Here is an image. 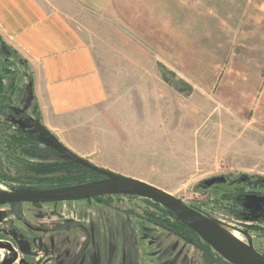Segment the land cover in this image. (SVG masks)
<instances>
[{"label":"rangeland","instance_id":"obj_1","mask_svg":"<svg viewBox=\"0 0 264 264\" xmlns=\"http://www.w3.org/2000/svg\"><path fill=\"white\" fill-rule=\"evenodd\" d=\"M68 1L69 16L94 49L112 104L65 142L77 151L91 152L97 145L95 166L169 192L264 254V225L251 227L254 216L264 214V196L258 189L242 195L264 186V0ZM7 79L0 77V187L15 191L26 187L14 174L39 158L14 156L6 144L18 121L33 128L38 123L3 108L10 99ZM87 133L97 138L87 140ZM53 161L60 162L47 159ZM91 177L85 182L95 180ZM107 198L118 209L89 200L41 209L24 204L36 226L73 219L83 225L35 241L46 264H137L134 236L138 245H149L140 260L150 255L152 264H173L175 256L176 264L202 261L201 250L191 243L136 219L149 215L150 202ZM5 224L0 223V264L12 263L13 252V261L22 264L18 258L28 255L18 250L17 237L24 232L14 239ZM80 232L88 239L82 241ZM30 257L29 264H35Z\"/></svg>","mask_w":264,"mask_h":264},{"label":"crops","instance_id":"obj_2","mask_svg":"<svg viewBox=\"0 0 264 264\" xmlns=\"http://www.w3.org/2000/svg\"><path fill=\"white\" fill-rule=\"evenodd\" d=\"M72 9L68 0H0V77H8L12 105L69 148L64 139L112 104L86 31L69 16ZM97 147L71 149L94 161Z\"/></svg>","mask_w":264,"mask_h":264},{"label":"water","instance_id":"obj_3","mask_svg":"<svg viewBox=\"0 0 264 264\" xmlns=\"http://www.w3.org/2000/svg\"><path fill=\"white\" fill-rule=\"evenodd\" d=\"M32 131L46 145L56 149L70 160L92 169L104 178L62 187L16 189L11 194L0 193V203H57L115 194L136 196L151 200L168 209L229 262L233 264H264V254L257 252L253 246L249 248L251 257H244L232 252L220 234L216 226L217 223L182 199L148 182L95 166L90 160L79 156L62 144L47 128H36Z\"/></svg>","mask_w":264,"mask_h":264},{"label":"flooded vegetation","instance_id":"obj_4","mask_svg":"<svg viewBox=\"0 0 264 264\" xmlns=\"http://www.w3.org/2000/svg\"><path fill=\"white\" fill-rule=\"evenodd\" d=\"M36 128H32V129H36ZM42 145H43V148H39L38 154L40 156H45V145L46 144L42 143ZM49 147H51V146H49ZM52 149H54V148H52ZM54 150L56 152H58L60 155L65 156L64 154L60 153L56 149H54ZM65 157H67V156H65ZM40 160L43 161L41 158H39V162H41ZM82 166H84V165H82ZM84 167H86V166H84ZM88 169H90V168H88ZM90 170H92V169H90ZM93 172H95V171H93ZM95 173H97V172H95ZM93 176L95 177V178H93L95 180L104 178V176L100 175L99 173H97V175H93ZM13 177H15V180H17V178H19V176L17 174H14ZM49 188H53V187H49ZM256 189H258V193L254 192V190H256ZM261 189H263V190H260V188H258L257 186H254L253 188H249L250 191L242 192V195L244 196L246 193H253V194L257 193V194H261L264 196V186ZM115 195H121V194H115ZM112 196L113 195H105V196L89 198V199H85V200H89V202L95 201L96 204L100 203L101 205H105L107 207H112L115 210L118 208L116 206L113 207L114 205L111 202H109V199L107 198V197H112ZM124 196H127V195H124ZM131 197H136V196H131ZM144 200L147 201L146 199H144ZM147 202H149V201H147ZM24 204H31V205L39 207L41 209L46 204H57V203H52V202H49V203H45V202L44 203H30V202L0 203V223L4 222V223H6L4 226H6V227L9 226L7 229V232H9V234L11 236H13L14 239L17 236H20L22 231L24 232L23 235H21L20 237H17L18 239H20V247L18 250H22V252H23L22 254L27 253L28 258H26L24 256L19 257L18 258L19 260L22 259L21 263L25 264L24 262L26 261V263L29 264V262L31 261V259H29V258H31L30 256H34L35 259H33L32 261L35 262V264H37V263L38 264H46L45 262L47 260V257H46V255H44L43 250H38L33 245L35 243V241L40 240L41 238H45L50 233L57 232L60 229L68 228L70 230H75L76 228L81 227L83 225L81 222L73 219L68 224H67V222H65L64 224L51 223L50 227L36 226V224H34L31 220V219H34L35 217L31 216V214L26 215V213H24V211H23ZM157 205H159V204H157ZM263 205H264V201H263ZM151 208H153V210L149 211V214H150L149 216L136 214V217H137L136 219H138L139 221L144 220V221H146L152 225H156L157 227H159L161 229H164L168 232H171L177 236H180L181 238H183L187 242L191 243L195 248L200 249L201 250L200 258L202 261H197L199 264H233V263L229 262L228 260H226L225 258H223L222 255H220L204 239H202L195 231H193L190 227H188L186 224H184L181 220H180V222H182L184 226L177 229V231L167 229V228L163 227V225H160L162 223H160L161 219H159L158 216L164 218L163 215H160L161 213L159 212V209H158V207H156V205L151 206ZM127 212L133 213L131 211H127ZM153 215H154V217H156L155 221L150 219V217L152 218ZM51 217L52 216H50L49 220L51 219ZM254 217H256L253 220L255 222V224L251 225V227L252 228H258V230H260V228L256 227L255 225L256 224L262 225V226L264 225V214H260V215L254 216ZM36 219H38V217ZM130 219L131 218L129 217V220ZM191 236H193V237H191ZM81 239H82V241H84V239L87 240L88 238L86 239L84 233L83 234L81 233ZM141 241L142 240H140V242ZM134 242H135V247L137 249V264H152L153 263L151 261L152 256H150V255H147L143 260H140L141 254L145 255V253L148 252L149 245L147 246L146 243L145 244L140 243V245H138L137 241L135 240V236H134ZM179 252L180 251L177 252V256H178ZM13 253H14L13 256L16 258V256H15L16 253L15 252H13ZM15 258L13 260H15ZM13 260H12V263H10V264H16ZM77 260L78 259H76L75 262H77ZM177 260H176V256H175L174 260H173V264H176ZM67 262L68 263H66V264H71L74 261L72 260V261H70V263H69V261H67ZM47 264H55V263L51 261Z\"/></svg>","mask_w":264,"mask_h":264},{"label":"trees","instance_id":"obj_5","mask_svg":"<svg viewBox=\"0 0 264 264\" xmlns=\"http://www.w3.org/2000/svg\"><path fill=\"white\" fill-rule=\"evenodd\" d=\"M1 50H3V48ZM5 100L7 102L3 103L5 104L3 108H6L13 113L15 108L12 105H9L11 104V100L9 98H5ZM15 127L14 133L10 134L9 141L6 144V150L10 151V154L14 156L18 153H24L43 160L42 162L34 163L26 162L25 172L17 174L19 176V178H17L19 184L26 188L62 187L88 181L91 176L97 175V173L87 167L60 155L48 145H45V156H40L38 154L39 148H32L31 144H42L44 142L33 133V127L20 121H18L17 126L15 125ZM51 157L57 158L60 162H47V159L49 160ZM65 170L67 173H64ZM146 200L156 205L161 213L160 215H163L164 218L158 216V218L161 219L160 223H162L160 225L173 231H177V229L184 226L183 223L180 222V220L168 209L161 205H157L148 199ZM150 219L155 221L156 217L153 215Z\"/></svg>","mask_w":264,"mask_h":264},{"label":"bare ground","instance_id":"obj_6","mask_svg":"<svg viewBox=\"0 0 264 264\" xmlns=\"http://www.w3.org/2000/svg\"><path fill=\"white\" fill-rule=\"evenodd\" d=\"M0 193L4 194H11L12 191L9 189H5L0 187ZM218 230L220 231V234L224 238V241L229 246V248L234 252L235 254L244 256V257H251V254L249 252V249L247 245H244L240 240H238L228 228L224 227L223 225L216 224Z\"/></svg>","mask_w":264,"mask_h":264}]
</instances>
